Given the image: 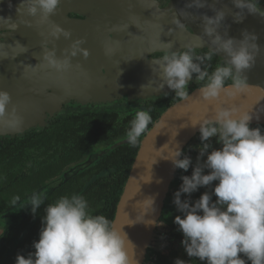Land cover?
I'll return each instance as SVG.
<instances>
[{
	"label": "clouds",
	"instance_id": "9594fccd",
	"mask_svg": "<svg viewBox=\"0 0 264 264\" xmlns=\"http://www.w3.org/2000/svg\"><path fill=\"white\" fill-rule=\"evenodd\" d=\"M59 3L60 0H20L16 12L18 16L35 18L38 25L50 24L48 36L53 40L61 36L68 39L71 36L69 31L50 23V16L57 12ZM230 3L235 9L232 13L234 23L242 22L245 13L253 14L257 6L255 0H230ZM187 7H209L213 13L211 16L203 13L200 16L209 49L197 55L193 45H184L182 50L172 51L174 41L162 43L167 52L158 61L161 81L158 90L167 86L177 98L186 100L189 97L188 84L195 74L196 82H202L198 92L203 100L220 101L222 95L234 97L246 86L241 74L254 66L260 51L257 35L242 30L241 38L230 37L228 25L221 34L219 29L229 15L227 5L217 8L215 3L208 5L207 0H192ZM20 23L27 24L28 21L21 20ZM176 24L183 27L178 20ZM18 26L11 17L0 16V28L15 31ZM197 39L202 45L203 38L197 36ZM83 43V39L73 40L59 57L55 47L49 48L47 42L43 43L40 54L42 66L56 73L68 71L72 67L71 58L78 53L88 57V50L81 47ZM11 46L20 49L17 55L28 51L18 41ZM111 51L106 47V55ZM217 54H222L225 60L209 73L206 62ZM4 58L6 54H0V59ZM228 81L231 83L227 84ZM253 117L249 112L217 103L211 117L204 116L185 126H198L201 144L191 175L181 177L179 190L174 193L173 203L182 213V216L174 218V223L183 234L181 244L187 256L196 257L205 264H246L240 254L250 264H264V131L259 127H250ZM152 122L150 111H137L126 131L127 143L137 146ZM22 123L10 94L0 90V127L19 131ZM213 137L221 147L209 152V141ZM206 153V160L200 163V158ZM162 159L185 172L192 165L191 158L184 155L178 144ZM204 169L209 170L207 174H204ZM213 181L217 182L212 189L215 202H212L208 192L191 204L188 200H181L182 193L191 194L198 187L209 186ZM45 199L43 192H34L30 196L27 205L31 206L33 214ZM19 200L18 196L14 197L13 206ZM147 204L155 210L154 197H147ZM153 223L150 220L145 224ZM129 243L123 228L118 229L103 214L90 213L84 196H61L45 208L39 239L32 245L35 251L27 257L17 254L15 264H134L128 254ZM174 264L186 262L176 259Z\"/></svg>",
	"mask_w": 264,
	"mask_h": 264
},
{
	"label": "water",
	"instance_id": "95a60500",
	"mask_svg": "<svg viewBox=\"0 0 264 264\" xmlns=\"http://www.w3.org/2000/svg\"><path fill=\"white\" fill-rule=\"evenodd\" d=\"M19 3L20 0H0V16L11 17L19 24L15 31L0 28V54H6V58L0 59V90L10 94L23 123L19 131L0 127V137L40 126L45 111L54 114L61 103L70 99L104 101L122 91L129 95L154 92L157 73L91 72L101 68V64L105 69L119 71L128 66V70H132L145 63L143 58L145 60L147 53L166 49L162 43L170 41H174L172 49L189 44L195 48L209 47L200 16L213 13L209 7L188 8L192 0H169L163 8H158L155 0H60L57 12L50 16V23L69 31L71 36L56 40L48 36L50 24L38 25L33 17L18 16ZM213 3L217 8L227 5L229 11L219 29L221 34L227 25L230 37L241 38L242 30L254 33L260 51L254 66L241 74L246 86L234 97L222 95L220 101L208 102L199 95L200 87L195 88L188 99H179L168 107L141 140L112 220L118 229L126 232L131 242L128 254L134 264L136 261L142 264L145 258L177 170L162 158L168 156L176 144L183 151L198 133V126H185L204 116L211 117L217 103L249 112L254 116L250 124L264 125V13L256 6L253 14L245 13L242 22L234 23L235 9L230 0H207L208 5ZM69 11H75L84 19L70 18ZM21 20L28 23H20ZM177 20L183 27L177 26ZM197 36L203 38L202 45L197 43ZM76 39L84 40L81 47L88 50L87 58L78 53L71 58L72 67L63 73L42 66L43 43L47 42L49 48L55 47L59 57ZM15 41L28 51L17 55L20 49L11 46ZM106 47L111 48V54L106 55ZM147 197H154V211L147 204ZM150 220L154 223L145 224Z\"/></svg>",
	"mask_w": 264,
	"mask_h": 264
},
{
	"label": "trees",
	"instance_id": "16d2710c",
	"mask_svg": "<svg viewBox=\"0 0 264 264\" xmlns=\"http://www.w3.org/2000/svg\"><path fill=\"white\" fill-rule=\"evenodd\" d=\"M148 111H150L152 121H154L155 117L152 115V109ZM111 116L102 113L80 114L74 118L55 121L46 130L38 132L28 131L22 136L17 135L1 138L0 215L7 208L11 207L14 197H24L44 184L46 178L54 177L60 168H62L64 164L63 159H67L68 162L74 160L86 152L91 144L103 142L105 139L101 140L99 137H104L107 128L111 127ZM250 127H259L264 131V125L250 124ZM128 128L129 125L127 126V129ZM209 143L211 144L210 141ZM200 144L201 141L198 132L183 149L184 155L191 158L192 165H190L187 172L177 168L175 179L173 180V184L179 182L176 191L179 190L182 183L181 177L184 175H191L192 166L197 163ZM138 147L139 143L135 147L128 144L127 169L120 173L117 172L116 174L120 175L122 178L120 186H115V184L110 182L112 173L110 176H103L102 173L96 172L91 175L93 179H89V176H85V174L82 173L55 189L46 197L44 204L37 209L36 213L31 214L32 217L30 216L29 218L26 217L22 219L18 225L9 230L1 239L0 264H15L17 254L27 257L30 253L35 251L32 245L34 241L39 239V231L42 227V218L45 215V208L47 204L55 202L61 196L70 197L73 194L82 195L88 201L91 214H103L112 221L117 202L122 193V184L134 160ZM220 147L221 145L216 142L214 147H210L208 151L210 152ZM61 151H64L63 156L59 154ZM206 157L207 153L200 158V163H203ZM58 158L59 160L57 161ZM65 162L67 161L65 160ZM110 163L108 169L118 164L116 160ZM45 164L47 165L46 170H44ZM103 170H106L105 167H103ZM208 171V169H204V174H207ZM216 183V181H213L209 186L198 187V189L191 194L182 193L181 200H188L191 204L199 199L201 194L208 192L212 196V202H215L216 197L212 189L215 187ZM175 192L172 194L170 192L167 195L165 200L166 211L163 213L162 219L172 228V236L174 239L179 240L178 245H180L184 237L178 225L174 223V218L177 215L182 216V213L177 210L173 203ZM26 229L28 231H26ZM240 255L241 258L245 259L243 254ZM176 259H181L185 261L186 264H205L204 261H200L196 257H188L182 244L176 249H172V253L168 256H160L156 264H174ZM246 264H249V262H246Z\"/></svg>",
	"mask_w": 264,
	"mask_h": 264
},
{
	"label": "flooded vegetation",
	"instance_id": "af4514ba",
	"mask_svg": "<svg viewBox=\"0 0 264 264\" xmlns=\"http://www.w3.org/2000/svg\"><path fill=\"white\" fill-rule=\"evenodd\" d=\"M155 2L158 4V8H163L168 4L169 0H155ZM255 3L257 7H261L260 10L264 13V0H255ZM67 15L70 18L84 19L82 15L76 13L75 11L74 12L69 11L67 12ZM182 48L183 46L171 50L178 51V50H182ZM208 49L209 47L207 46H200L198 48H195V51L197 55H202L206 53ZM166 52L167 49L154 50L150 53H147V55L145 56V60L143 58V61H145V63H148V65L144 63L143 65L141 64L136 66L137 68L135 67L132 68V70L131 69L128 70V66L127 68L119 71L115 69H105V67L101 64V68H98L96 71H91L92 73H157L158 78L156 79L155 82L156 86L154 87V92H152L151 94L129 95L128 92L122 91L121 95L114 96L115 98L113 97L109 100H104V101L103 100L95 101L92 99L79 101L76 99H70L66 102L61 103L59 109L54 114L45 111L42 114L43 119H42V124L40 126L32 127L21 134H17L19 136H22L28 131L38 132V131L46 130L55 121H59V120L63 121L65 119H69L72 117L74 118L80 114L86 115L90 113H102L105 115H110V116L112 115L111 116L112 122L110 123L111 127L107 128V132L105 133L104 137H99L101 138V140L105 139L103 142H95L94 144H91V146L86 152H84L82 155H80L74 160L68 162L67 159H63L64 164L54 177L52 176L51 178H46L44 180V184L34 189L26 196L21 197L19 202L15 206L27 202L30 196L34 192L37 193L43 192L47 197L55 189L59 188L63 184H66L68 181L72 180L74 177L82 173L85 174V176H89V179H93V176L91 175L96 172L102 173L103 176H110V174L112 173L110 182L112 184H115V186H120V182L122 178L120 175H116V174L117 172L120 173L127 169L128 143L126 140V131L128 130L127 126L130 124V121L134 118L136 112L139 110L148 111L149 109H152L153 112L152 115L153 117H155V120L152 122L151 125L148 126V130H149L150 127L154 124V122L158 120L161 114L168 107H170L172 103L179 100V98L175 96L174 91L167 88V86H165L161 90H158V85L161 82L159 79L158 61H159V57L164 55ZM224 60L225 58L223 56L217 54L213 56V59L211 61L206 62V64L208 65L209 73H211L216 66L222 64ZM229 83H231V81L227 82V84ZM201 84L202 82H196L195 74H193V79L192 81L189 82L187 87L188 93H190L195 88L201 87ZM127 121H128V125H127ZM145 134L142 135V137L140 138V142L145 136ZM17 135H13V136H17ZM5 137H12V136H5ZM5 137H0V139ZM210 142H211V148H213L217 140L214 137L210 139ZM63 152L64 151H61L59 154L63 156ZM58 160L59 158L57 159V161ZM65 160L67 162H65ZM115 160L116 163L118 164L117 165L115 164L113 165V168L108 169V165L111 164L110 162L111 161L115 162ZM103 167H105L106 170H103ZM46 168L47 165L45 164L44 170H46ZM130 168L128 169L125 180L122 184V190L128 179ZM172 184L173 181L170 184L167 195L170 192L172 194L173 192L176 191L179 182L173 185ZM167 195L165 197V200L167 198ZM165 200H164V208L161 212L160 219L156 224L152 236V242L147 249L142 264H156L160 256H164V255L168 256L170 253H172V249H176L178 246L181 245V243L180 245H178L179 240L174 239V237L172 236V228L165 222V220L162 219V215L166 211ZM15 206H13L12 204L11 207L7 208L0 215V234H2L0 235V241L6 235V233L9 230H11L14 226L18 225L22 219H25L26 217L29 218L32 214L31 206L29 207L27 206L24 215H21L15 222L12 223L3 222L4 214L8 210L14 208ZM160 224L162 225V229L161 231H159V234L161 236L158 234V230H160L159 228ZM26 231L28 230L26 229ZM244 258L246 259L245 261L249 262L250 264V261H247L246 257Z\"/></svg>",
	"mask_w": 264,
	"mask_h": 264
},
{
	"label": "rangeland",
	"instance_id": "374dc122",
	"mask_svg": "<svg viewBox=\"0 0 264 264\" xmlns=\"http://www.w3.org/2000/svg\"><path fill=\"white\" fill-rule=\"evenodd\" d=\"M134 5H130L131 8H134L133 7ZM259 9L261 7H258ZM126 92V91H124ZM121 95V94H119ZM119 95H115V96H119ZM114 97V96H113ZM112 97V98H113ZM115 98V97H114ZM28 201L27 202H24V203H21L20 205L18 204L17 206H15L14 208L8 210L5 214H4V217H3V222H15L21 215H24L25 213V210L27 209V206L29 207L30 205H27ZM2 224V223H1ZM159 228L160 230H158V234H159V231H161L162 229V225L160 224L159 225ZM160 235V234H159ZM161 236V235H160Z\"/></svg>",
	"mask_w": 264,
	"mask_h": 264
},
{
	"label": "bare ground",
	"instance_id": "6f19581e",
	"mask_svg": "<svg viewBox=\"0 0 264 264\" xmlns=\"http://www.w3.org/2000/svg\"><path fill=\"white\" fill-rule=\"evenodd\" d=\"M196 40H197V43H198V44H201L200 41H198V39H196Z\"/></svg>",
	"mask_w": 264,
	"mask_h": 264
}]
</instances>
